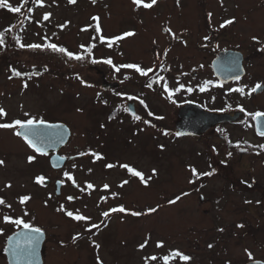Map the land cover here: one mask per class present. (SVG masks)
<instances>
[{
  "label": "rangeland",
  "instance_id": "rangeland-1",
  "mask_svg": "<svg viewBox=\"0 0 264 264\" xmlns=\"http://www.w3.org/2000/svg\"><path fill=\"white\" fill-rule=\"evenodd\" d=\"M172 1L163 4L171 10ZM8 2L15 7L21 6L23 0ZM193 2L195 22L235 18L238 23L249 24L245 36L248 41L242 40L237 30H226L231 41L223 39L222 35V42L242 45L246 51L254 53L256 45L261 48L264 44V0H223L222 4L221 0ZM184 4L186 0H181V11L186 15L189 8H183ZM102 5L107 8L102 9ZM102 5L99 1L93 5L91 0H77L74 5L68 0H44L43 6H38L34 0H28L20 13L0 9V29L18 24L15 33L25 45L57 42L69 51L85 56L83 61H76L51 50L20 48L14 38L9 40L15 36L9 35L6 43L11 48L0 58V107L7 112L2 118L7 123L28 119L25 113L67 123L72 129V137L64 147L70 160L63 171L72 174L76 184L84 190L87 183L94 185L92 190L87 189L90 193L81 192L82 195L71 201L59 200L50 187L35 183V178L42 175L56 179L63 171L51 168L47 155L34 153L22 138L11 134V129H0V159L4 158L6 162L5 166H0V188L6 195L4 206L11 205L9 209L17 218L47 229L52 238L49 242L51 250L53 248L57 253L64 248L70 250L71 262L61 260V264H85L87 251L102 264H145L144 257L151 255L158 258L151 264H164L163 257L172 250L192 257L189 264H244L249 260L245 250L252 252L254 259L264 260V149L259 147L264 145V137L257 135L243 119L240 123L226 125L223 139L178 136L175 131L177 107L175 104L158 105L162 102L159 94L147 99L152 106L150 126L141 128L139 123L130 126V117L124 119L115 110L117 105H126L131 95H139L138 83L127 82L128 79L110 65L94 64L90 58L92 54L95 58L106 56L117 66L129 64L133 59L144 60L150 65L152 53L145 48L133 54L126 38L112 47H108L107 41L101 42V35L112 38L123 34L131 3L129 0H103ZM30 6L32 11H28ZM49 12L52 14L49 20H43V15ZM99 13L103 15L105 25L100 24L101 32L98 33L91 17ZM116 13L117 21H125V24L116 26ZM64 24L67 26L61 28ZM252 32L259 42L251 40ZM143 40L141 37L138 42ZM90 47L89 56L87 49ZM187 55L188 52H175L164 61L165 81L174 90L171 100L163 96L165 102L178 103L187 95L181 90L175 91L180 80L175 74L182 71L181 67L185 66L189 71L195 68V59L191 60ZM249 65L251 72L263 73L264 80V51L251 58ZM100 68L102 72L109 69L112 80L122 81V87L113 91L103 89ZM12 69L29 75L9 79ZM122 69L124 73L129 70ZM203 75L198 78L200 84L210 77ZM189 80L195 85V76H190ZM25 82L27 88L23 86ZM215 94V105H233L234 109L242 106L247 109L244 116L264 111V94L258 104L246 94L232 93L225 88H216ZM152 113L163 119L155 120ZM139 128L142 130L138 131ZM82 152L89 154L81 156ZM91 152L101 154L104 159L95 160ZM29 153L36 155L32 163L27 160ZM106 164H128L141 171L146 179L150 177L148 184L123 169L107 168ZM193 167L198 168V175L209 170L212 175L203 182L192 173ZM125 179L129 183L120 187ZM9 183L12 187L6 188ZM69 183L70 194L80 193L70 180ZM101 184H108L112 191L123 193V198L112 197L111 205L119 202L130 208V212L145 213L147 209L159 206L158 211L139 217L123 213L113 215L109 227L93 228L90 231L93 234L81 238L86 226L100 224L102 213L109 210L108 204L102 206L97 200L96 192L101 190ZM23 195L31 196L24 205L19 203ZM177 196L181 197L179 201L168 203ZM61 205L69 211L78 210L91 219L74 221L57 211ZM10 225L4 223L0 212V227L8 229ZM78 234L79 238L73 240ZM149 236L147 247L141 250L140 244ZM53 239L63 240L65 246ZM157 241H163L164 247L158 248ZM2 244L0 237V247ZM209 244L213 247L209 248ZM0 264H6L1 254ZM170 264L185 262L177 257Z\"/></svg>",
  "mask_w": 264,
  "mask_h": 264
},
{
  "label": "flooded vegetation",
  "instance_id": "flooded-vegetation-1",
  "mask_svg": "<svg viewBox=\"0 0 264 264\" xmlns=\"http://www.w3.org/2000/svg\"><path fill=\"white\" fill-rule=\"evenodd\" d=\"M97 1H99L100 4L102 5L103 0H97ZM129 1L131 3V6L126 12V14H128V24H126V28L123 30L122 33H124L126 30L133 31L136 33V35L126 38L128 39L127 42L129 43V46L131 47L133 54L140 53L145 48L146 50L152 53L151 58H150V61H151L150 65L145 64L144 60H135V59H133L134 61H129V64H138L144 69L151 68L154 70L152 72H149L148 76H141L139 73L135 71V69H129L124 73L123 69L121 68L122 70L119 72V74H122L123 77H126V76L129 77L127 82L133 83V85H136L138 83L139 95L137 94L131 95L130 97H134V99H129L126 102V105H117L116 110H115L116 113H118L119 115H122L124 119H125V116L130 117L129 118L130 126L136 125L137 123L142 125L141 128L150 126V123L146 124L144 122V121H149V122L151 121V115L149 113L152 112V106H151V103L147 100L148 96H152V95L155 96V94H161L159 98H161L162 102H159L158 105L167 106V105L175 104L177 109L182 105H186L187 103L193 102L195 103V105H200L205 110H208V111L234 114L237 111L239 112L240 108L234 109L233 105H222V106L215 105L216 88L220 90L225 88L226 90H229L232 93L233 92L239 93V92L232 91V89H235L238 87H244L245 94L247 95V93L251 90V88L254 87L257 83L261 84L262 86L264 85L263 73L259 72L258 70H256L255 72H251L249 70L250 69V65H249L250 59L255 57L259 53H263V51L260 50L264 48L263 44L261 45V48L258 45H256L255 47L256 49L254 53L252 52V50L251 52L246 51V49L242 45L237 46V45L229 44V42L225 43V42H222L223 40L221 41L220 39L223 35V39H228L229 41H231V38H229L226 35L227 31L237 30L238 33L242 36L240 38L244 41L245 40L248 41V39H246L245 36L247 35L246 26L247 25L249 26V24L244 23V22L238 23V21H235L232 25H228L225 28H220L219 27L220 24H222L224 21L213 22L210 20V21H205V22H195V13H193L192 11L194 8L193 0H186V4H184L185 6H183V8L185 7L189 8L188 9L189 12L186 13V15H184L183 11H181V7H182L181 0H179V3H177V0H173L172 5H170L171 10L166 4H163L164 2L167 3L169 0H158L157 4L154 5L153 8L151 9H145L143 6L137 8L133 5L132 0H129ZM144 2L150 3V0H144ZM100 7L104 9V8H107V5H102ZM117 15L118 14L116 13V15L114 16L116 26L118 24L121 25L122 23L125 24V21L124 22L117 21L116 19ZM101 16L103 15L99 13L100 24L105 25L104 19ZM233 25H236V27H232ZM169 27L172 29V32L176 34V36L178 37L177 39H173L170 33H167L164 31L165 28H169ZM250 35L253 36V32ZM206 36L210 37V39L205 40L204 38ZM141 37H143L144 40L139 43L138 41ZM251 40H252V37H251ZM125 43L126 42H124V44ZM228 50L242 53L241 56L243 57V64L246 69V73L239 80L235 79V80H230L228 82H222L216 76L212 62L219 52L228 51ZM175 52H182V53L188 52L187 56L191 60L195 59V68H193L192 71H189L185 69V66H182L181 67L182 71L180 73L177 72L175 74V77H177L178 80L180 79L179 85L177 87L179 88V90H181L180 92L187 93V95L181 101H178V103L172 104L171 102L168 103L167 101L165 102L164 100H162L163 96L168 97L167 93L164 92L163 90V84L167 83L165 81V78H166L165 74H167V72L164 71V68H165L164 61H167L169 59L168 57ZM97 64L106 66V64H103L101 62ZM206 68L208 69L206 70ZM160 69L163 70L162 73L157 74V70H160ZM99 70H101V74H100L101 81L102 79L106 77L107 79L113 82H119V85H117L116 87L108 88L110 91L118 90V88L122 87V81H120L119 79L112 80L113 76H111V72L109 71V69L103 70V72H102V68H100ZM204 73L210 77H208L202 84H200V82L198 81V78H200ZM232 75H235V74H232ZM161 76L163 77L165 76L163 81L154 83L151 89L147 87L148 83L152 82L153 80H157ZM190 76H195V85L192 84V81L189 80ZM206 82H207L206 90L200 91V88L203 87ZM180 85H183L184 87L181 88ZM188 88H192L193 90L189 92L187 90ZM189 94L192 96H190ZM263 94H264V89H262L261 91L254 92L250 96L249 95L248 96L251 98V100L252 99L256 100L257 101L256 104H258L261 102V99H262L261 96ZM141 100L144 101L143 104L140 103ZM125 108L130 109V111H127V112L124 111ZM244 109L245 111L243 112L246 114L247 109L246 108ZM132 112H135L136 115H139L141 117V120L139 121L135 120L133 118ZM255 112L256 111L252 113H255ZM259 112H264V111H259ZM241 119L244 120L243 123H248L251 126V128L256 132L257 135H259L260 137H264V136H261L257 132L255 118L253 116H250L249 113L247 114V116H244L243 113H240L239 117L235 121H232V122L227 121V122L219 123L213 126L212 128H210L202 136H195V137H198V138L207 137V139L212 140L214 139V137L217 136L218 138L223 139L226 136L225 134L226 125L240 123L242 122ZM0 123H4V120H2V118H0ZM126 123H127V120H126ZM141 128H139L138 131H141L142 130ZM11 134L14 137H17L14 135L13 130L11 131ZM68 144L69 142L65 146L61 147V149L59 150V153L62 156L68 157V154L64 152V147H67ZM30 155H33V154L29 153L26 156L28 157ZM51 155L52 153L47 155L49 159ZM69 160L70 159H68L66 165L69 163ZM115 168L116 169L120 168V169H123V171H127V169L121 168L119 166L114 167V169ZM63 169L64 168L55 169V170L63 171ZM102 169L106 171L105 168H102ZM195 169L198 170V168H195ZM65 172L66 171H63L62 173L63 175H61V177H57L56 179L52 177H45L46 178L45 186L50 187L52 191L54 192V195H57L59 197V200H64V198L67 199L68 196L77 198L80 195H82L81 192H85V193L91 192L93 188L91 190H87L86 188L84 191H80L83 188V186L77 187L76 186L77 184L76 185L73 184V187L76 190L80 189L79 190L80 193L70 194L68 192L69 191L68 187L70 183H69V180L64 176ZM206 172H210V170ZM206 172H202L201 174L206 173ZM58 180L63 181L59 194H57V190H56V182ZM104 185L105 184H101V190L99 191L100 194L96 192V194L98 195L97 200L99 204L101 205L103 204L102 206H104V203L108 204V206H110L109 211L112 208H118L119 205H122L125 207L123 203H119V202L115 205H111L112 197L117 198V199L123 198V193L119 191L114 192L110 188L104 189L103 187ZM1 189L3 188H0V193H1L0 197L4 195L3 198L5 200L6 198L5 192H3ZM105 197L107 199H104ZM125 209H127L128 211L124 212L123 215L132 216L130 215V211H129L130 208H125ZM0 212L3 213V216L8 215L12 217L13 219H17L15 214L7 206H4V205L0 206ZM119 213L120 212H110V215L107 218L103 216L99 224L100 227L98 229L101 230L102 227L105 225H108L109 227V223H110L109 220L113 217V215H117ZM105 220L107 221L105 222ZM31 224L33 226L40 227L45 232V240L43 242V247H42L43 264H61V260H64V262H66V260H68V262H71V257H70L71 252L70 250H68V248L62 249L61 253L55 252L53 248L51 250L49 242L52 241V238L50 237L47 229H45L42 225H39V224H35V223H31ZM20 227L22 226L17 227L11 224L8 229H3V234L0 235V237L2 238V243H3L2 246L0 247V254L4 258L6 264H9V261L6 255V250H5L8 237L10 236V234H12L14 231L19 229ZM0 229L2 228L0 227ZM91 233L93 234V232L86 231L85 234L81 236V238L87 237L91 235ZM53 241L59 242V244H62L63 246H65V242L63 240L53 239ZM91 246L94 247V245H91ZM91 246L89 245L90 248H92ZM85 258H86L85 264H93L95 262L97 264H101L100 262L101 260L96 261L93 255L89 253L88 251L86 252ZM113 264H120V263L114 262ZM122 264H127V263H122Z\"/></svg>",
  "mask_w": 264,
  "mask_h": 264
},
{
  "label": "snow or ice",
  "instance_id": "snow-or-ice-1",
  "mask_svg": "<svg viewBox=\"0 0 264 264\" xmlns=\"http://www.w3.org/2000/svg\"><path fill=\"white\" fill-rule=\"evenodd\" d=\"M34 2L38 5V6H43L44 0H34ZM158 2V0H150V3H145L144 0H132V3L135 7L139 8L141 6H143L145 9H151L153 8L154 5H156ZM28 3V0H23V3L21 6H12V4H10L8 2V0H0V9H8L10 12L13 13H20L22 10V7H24L26 4ZM69 4H76L77 0H68ZM91 3L93 5H95L97 3V0H91ZM177 3H179V0H177ZM223 3V0H221V4ZM28 11H32V9H28ZM51 13H45L43 15V20L47 21L49 20V18L51 17ZM209 15V19H211V13L208 14ZM91 19L93 21H95V31H97L98 33L101 32V25H100V17L97 16H93L91 17ZM235 22V18L232 19H228L225 20L222 24H220V28H225L228 25H232ZM67 25H60L61 28L66 27ZM6 31H11V29H7ZM165 32L170 33L172 35L173 39H177L178 37L176 36V34L174 32H172V29L169 28H165L164 29ZM136 35L135 32L133 31H127L124 32L122 35H118L112 38H106L103 35L100 36V40L101 42H105L107 41V45L108 47H112L113 44L127 38V37H132ZM5 33L4 32H0V46L5 45ZM205 40L210 39V37L206 36L204 38ZM253 41H258V37L253 36L252 37ZM15 43L19 45L20 48H29L32 50H51L54 53H60L65 55L68 59L70 60H76V61H83L85 59V56L83 54H77V53H73L71 51H69L68 49H66L65 47L62 46H58L55 43H45V44H28L25 45L24 43L21 42V38L17 35L14 37ZM155 43V41H154ZM186 43V42H185ZM261 51H264V48L260 49ZM88 53H91V47L87 49ZM92 63H104L107 65H110L112 68L115 69L116 72H120L121 68H125V69H135V71L137 73H139L141 76H148L149 72L154 71L153 69L149 68V69H144L141 66H139L138 64H123V65H119L117 66L116 64L113 63V61L109 58V59H105L103 61H98L96 59H92L91 61ZM12 75L9 77V79H12L13 77H22L25 75H29L27 73H22L16 69H12ZM33 74H38V73H33ZM125 79H129V77H125ZM235 79L239 80L240 77L236 76ZM164 77L161 76L159 77L157 80H153L152 82L147 84L148 88H152L154 83H158L159 81H163ZM25 88H27V82L24 83L23 85ZM181 88H183V85H180ZM207 87V82L205 83V85L203 87L200 88V91H204L206 90ZM262 87L261 84L257 83L254 87L251 88V90L247 93V95H251L254 92H257L258 90H260ZM163 90L164 92L167 93L168 99L171 100L172 96L174 95V90L169 89L167 83L163 84ZM189 92H191L193 89L192 88H188L187 89ZM175 91H179V88L175 89ZM232 91L235 92H239L242 95L245 94V89L244 87H238L235 89H232ZM129 99H134V97H128ZM141 104L144 103L143 100L140 101ZM173 103H175V101H173ZM124 111H130V109L125 108ZM240 111H245V109L241 106L240 107ZM151 115V113H149ZM133 118L137 121L141 120V117L139 115H136L135 112H132ZM250 116H253L258 122L260 120L261 117H264V112H255V113H249ZM7 116V112L3 107H0V118H4ZM25 116L28 117V119L26 120H20V119H16L11 123H0V129H11L14 132V135L17 137H20L23 139V141L27 144V146L33 150L34 153H37L41 156L47 155V151H46V146L42 143L43 137L41 136V133L39 132V129L43 128V127H49V128H62L63 125H59V124H48L47 121H45L42 118H37L35 116H31L29 113H25ZM158 119H163V117H158ZM146 124L150 123L149 121H144ZM167 134V133H165ZM259 134L261 136H264V131H259ZM56 135L62 140L63 139V134L60 132H57ZM177 135H183V133H177ZM239 146V145H237ZM163 147V146H161ZM260 148L264 149V145H260ZM89 153L86 152H82L80 153L81 156L83 155H88ZM95 160H102L104 159V157L97 153V152H91L90 153ZM259 154V153H257ZM229 155H231V153H229ZM61 159H64L63 157ZM27 160L29 163H32L36 160V155H30L27 157ZM5 160L0 159V166H5ZM59 164L54 165V167H58ZM107 168H113L116 167V165L114 164H106L105 165ZM119 167L127 169V171L131 174V176L133 177H137L139 178V180L144 183L145 185L148 184V179H150V177L148 179L145 178L144 174L141 171L136 170L133 167H130L128 164H121L119 165ZM91 171V170H89ZM191 171L193 174H197V170L193 167L191 168ZM156 173V170L153 169V174ZM202 175H206V176H211L212 173L211 172H206L203 173ZM64 176L70 180L72 182V184L76 185V180L75 177L70 174L69 172H65ZM46 182V178L44 176H37L35 178V183H37L38 185H45ZM58 183H63V181H58ZM129 181L128 180H124L122 181L120 187H123L124 185L128 184ZM77 187H79V185H76ZM6 188H11L12 185L9 183L7 185H5ZM87 189H92L94 187V185L92 183H87L86 185ZM104 189H108L109 185L105 184ZM81 191H84V189H81ZM115 195V194H113ZM184 195H188V193H185ZM67 199L69 201L73 200L74 198L72 196H68ZM104 199H107L106 197ZM181 199L180 196H177L174 200H170L168 203L170 204H175L177 201H179ZM31 200V196L30 195H23L19 198V203L24 205L26 204L28 201ZM250 203V202H249ZM47 204V201H45V205ZM2 205H6V201L4 200V198L0 197V206ZM8 208H11V205H7ZM158 207H152L147 209L146 213L145 212H141V211H131L130 215L132 216H136L139 217L141 215H145V214H152L158 211ZM58 212H63L66 216L70 217L72 220L80 222V221H89L91 218L90 217H86L83 214H81L78 210L76 212L73 211H69L67 210L63 205H61L60 207L57 208ZM111 212H120V213H124L126 211H128L127 209H125V207L120 206L118 208H112L110 210ZM25 215H27V212H25ZM102 215L107 218L110 215L109 211H105L102 213ZM3 221L4 223H10L13 224L17 227L19 226H23L24 229L28 230L27 233L24 234V238L26 239L28 245L31 247V250L34 251L35 250V245L39 242V238L40 236L43 235V230L40 227H34L31 223H27L25 222L24 219L22 218H17V219H13L12 217L8 216V215H4L3 216ZM100 227L99 224H91L90 226H86V231H91V229L96 228L98 229ZM238 227H243V225H238ZM220 231H223V229H220ZM3 234V229H0V235ZM79 238V234L77 236L73 237V240H76ZM148 239H150V236L148 238H146L145 242L140 244V249L143 250L145 247H147V243H148ZM9 242H12V238L9 237ZM156 246L158 248H163L164 247V242L163 241H157ZM97 248H99V245H96ZM209 248H212L213 245L209 244L208 245ZM16 250L19 252L21 251V249L19 248V245H16ZM246 254L249 258L250 261H252V264H264V261H258L255 260L253 257L252 252L245 250ZM179 258L181 261L185 262V264H189V262L192 260V257H190L187 254H184L183 252L179 251V250H172L168 255H165L163 257V261L164 264H170V262L172 260H174L175 258ZM158 258L155 255H151V256H145L144 260H145V264H151L152 261H156ZM102 264V262H101Z\"/></svg>",
  "mask_w": 264,
  "mask_h": 264
},
{
  "label": "water",
  "instance_id": "water-1",
  "mask_svg": "<svg viewBox=\"0 0 264 264\" xmlns=\"http://www.w3.org/2000/svg\"><path fill=\"white\" fill-rule=\"evenodd\" d=\"M237 53L238 52L235 51L220 52L213 61L216 75L223 82L235 79L236 76H239L241 78V76L245 74L242 57L238 56ZM239 55L241 54L239 53ZM103 84L104 87L117 85V83H110L107 81H104ZM262 88L264 89V87ZM239 114V112L235 113L234 115L230 113L210 112L199 105L189 103L180 107L178 110L176 119V131L177 133H183V135L201 136L209 128L215 126L218 123L237 119ZM48 124L63 125V127L59 129L49 127H43L39 129V132L43 137L42 143L46 146L47 153L51 151L56 152L68 141L71 135V129L68 125L61 122H48ZM257 127L259 131H264V117H261L259 122L257 121ZM57 132L63 134L62 140L56 135ZM62 157L63 156H61L59 153H54V155L51 157L52 166L54 167V165L59 164V166L55 168L62 167L67 160V158L65 157H63L64 159H61ZM60 186L61 183L57 182V192H60ZM27 231L28 230L22 227L10 236L12 238L11 243L8 239L6 254L8 256L10 264H43L41 250L45 239V233L43 232V235L40 236L39 242L35 245V250L32 251L31 247L28 245L26 239L24 238V234L27 233ZM17 244L21 249V251L19 252L16 250ZM247 264H252V261L248 262Z\"/></svg>",
  "mask_w": 264,
  "mask_h": 264
},
{
  "label": "trees",
  "instance_id": "trees-1",
  "mask_svg": "<svg viewBox=\"0 0 264 264\" xmlns=\"http://www.w3.org/2000/svg\"><path fill=\"white\" fill-rule=\"evenodd\" d=\"M17 26H18V24H15L14 26H9L7 29H11L10 32L6 31L7 29L5 30V37H6L5 39H6V41H5V45L2 48H0V58H1L2 54L5 53L8 50V48H11V46L9 44H7L6 42H7V39H8L9 35L16 36L17 32L15 33V31L18 29ZM12 38H14V37L9 38V40H11ZM12 47L14 48L16 46H12Z\"/></svg>",
  "mask_w": 264,
  "mask_h": 264
}]
</instances>
